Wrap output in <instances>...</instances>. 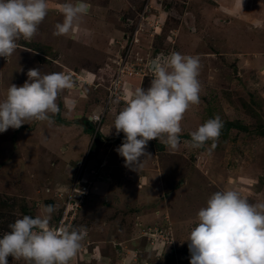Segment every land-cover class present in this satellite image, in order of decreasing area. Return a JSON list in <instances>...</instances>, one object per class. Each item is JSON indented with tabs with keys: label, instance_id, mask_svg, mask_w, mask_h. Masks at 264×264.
Listing matches in <instances>:
<instances>
[{
	"label": "rangeland",
	"instance_id": "rangeland-1",
	"mask_svg": "<svg viewBox=\"0 0 264 264\" xmlns=\"http://www.w3.org/2000/svg\"><path fill=\"white\" fill-rule=\"evenodd\" d=\"M209 1L222 17H212L209 4L202 10L205 0H85L89 10L76 28L55 36L65 0H48L47 15L32 40L17 41L10 57H0V101L11 84H24L32 68L42 75L70 74L73 83L57 98L60 112L54 123L33 120L0 133V236L26 215V184L30 181L33 191L37 183L31 174L49 180L58 172L65 174L63 163L55 168L57 160L70 163L76 173L66 174L63 183L70 186L58 196L39 184L42 195L52 196L47 202L58 208L50 223L60 216L78 176L90 184L75 224L85 227L87 236L72 264H190L186 239L196 226L198 210L214 192L234 189L250 203L264 202V0H249L243 10L234 0ZM137 36L140 43L128 48ZM191 37L199 39L196 46L188 45ZM172 52L199 57L200 102L180 122L178 149H159L161 143L150 140L146 151L151 157L140 172L133 171L115 151L124 133L116 135L112 124L135 88L150 86L152 61L163 64ZM136 53L144 58L141 78L126 75L129 67L123 64L118 92L109 94L122 68L118 62ZM146 77L151 79L144 85ZM66 115L68 120L75 116L74 123L65 122ZM92 115L104 119L93 123L94 130L83 124ZM217 116L223 124L234 125L221 129L211 154L207 151L211 141L200 149L188 147L190 133ZM67 123H73L78 133L65 142L56 134L60 124L64 128ZM95 140H100L99 149H92ZM46 142L57 146L49 154L52 164L39 155L44 154ZM61 145L67 151L61 152ZM98 188L103 195L93 193ZM38 198L42 196L34 199ZM35 210L37 216L41 208ZM7 260L26 264L11 255Z\"/></svg>",
	"mask_w": 264,
	"mask_h": 264
},
{
	"label": "clouds",
	"instance_id": "clouds-1",
	"mask_svg": "<svg viewBox=\"0 0 264 264\" xmlns=\"http://www.w3.org/2000/svg\"><path fill=\"white\" fill-rule=\"evenodd\" d=\"M48 8V0H0V57H10L17 50V41L32 40ZM88 10L85 0H65L60 5L63 21L55 25L53 35H68ZM139 43V39L133 40L131 47ZM138 55L128 59L139 61L137 58L142 57ZM162 55L166 56L164 52ZM143 61L144 58L139 62ZM153 61L150 86L136 87L112 124L116 135L124 133L123 142L115 151L124 158L125 167L138 172L151 157L146 151L150 140L157 139L171 151L178 149L180 122L186 111L200 102L198 56L172 52L163 64L159 59ZM27 77L22 86L11 84L6 98L0 101V133L33 120L54 123L53 118L60 112L57 98L73 83L70 74L42 75L38 68L29 69ZM88 119L95 123L100 116ZM222 128L218 116L208 119L190 133L187 146L200 149L211 141L207 149L211 154ZM55 210V205L45 204L39 215H24L11 223L10 231L0 237V264H8L10 255L26 264H68L80 250L87 229L50 225ZM186 240L190 264H264V202L250 203L234 189L216 191L198 210L196 226Z\"/></svg>",
	"mask_w": 264,
	"mask_h": 264
},
{
	"label": "crops",
	"instance_id": "crops-1",
	"mask_svg": "<svg viewBox=\"0 0 264 264\" xmlns=\"http://www.w3.org/2000/svg\"><path fill=\"white\" fill-rule=\"evenodd\" d=\"M247 1H249V0H234L233 2H235L236 4L238 3V6H239V10H243L244 8H245V6L247 7ZM261 2L263 1V0H260ZM232 2V3H233ZM264 2V1H263ZM205 3H206V5H204L201 9L202 10H206V9H208V7H207V4H209V5H211V3H210V1L209 0H205ZM235 4H232V5H230V8H233V6H234ZM212 6V9L210 8L209 9V12H212L211 14H212V17H217V19H218V17H222V15H221V13H220V11L218 12V10H216V9H214V5H211ZM237 6V7H238ZM206 12V11H205ZM230 12V11H229ZM189 16H192V14L190 13L189 14ZM202 17H203V14H202ZM205 17V16H204ZM230 21H231V19H230ZM212 22V21H211ZM259 23L260 22H257V25H259ZM217 26V25H216ZM254 26H256V25H254ZM199 27V26H198ZM231 27H233V24H232V26ZM230 27V28H231ZM236 27V26H235ZM191 28H195V24L194 25H191ZM227 28H229V27H227ZM189 41H188V45H190V46H196L197 44H198V38L197 37H191L190 39H188ZM186 42V41H185ZM154 67V66H153ZM76 114V113H75ZM84 117H87L86 115L84 116ZM77 118V117H76ZM74 119H75V116H73L70 120H68V116L66 115V116H63V120H65V122H69V121H71V122H73L74 121ZM81 117L79 118H77V123L78 122H81ZM74 123V122H73ZM73 123H67L66 124V126L64 127V128H62V126H61V124H60V127L58 128L59 129V134H56L57 136H59L61 139H63L65 142L66 141H68L69 140V138H68V136H70L71 138L74 136V135H76L77 133H78V131L76 132V133H74V131H75V125L73 124ZM53 134V133H52ZM52 134H49V139H51V140H53V137H52ZM55 135V136H56ZM43 136V135H42ZM46 136V135H45ZM47 145L49 146V147H47ZM45 148V150H44V154L43 155H41V154H39L40 156H41V158H43V160H45L46 161V163L47 164H52L53 163V160H51V158H50V155L49 154H53V150H56L57 149V146H56V143H49V142H46V146L44 147ZM60 150H61V152L63 151V150H66L67 151V147L66 146H64V145H61V147H60ZM66 155V154H65ZM68 157H70L69 155H68ZM68 157H66V158H68ZM64 158V157H63ZM57 163H63L62 165L64 166V168H66V172H65V174H63V173H57V176L55 175V179H53L52 177L50 178V180L45 176V175H39V174H37V173H35V174H31L30 175V179H37V183H35V185L33 186V191H31L30 189H31V182L30 181H28V183L26 184V185H29V188H27L26 187V199L29 201V202H27L28 204V206H27V211H30V209H34V213H35V215H36V213H37V210H35V208H41V206L42 205H44L48 200H51L52 198V196L51 197H47L46 196V194H44V195H42V189H44V188H42L43 186H45L46 187V191L48 192V193H50V194H52V192L53 193H57L58 195L60 194L59 192L61 191V192H63L64 190H66L70 185L68 184V186H67V184L66 183H63V181L64 180H66V174L68 173V174H70V173H76L75 172V170L72 168V165H70V163H68L67 161H64V160H61L60 162L57 160V162H56V164H55V168L57 167ZM78 163H79V161H78ZM119 166V165H118ZM68 168V169H67ZM30 173V172H29ZM32 173H33V171H32ZM116 173V172H115ZM41 183V186L39 185ZM111 184V183H110ZM37 185H39V186H37ZM66 185V186H65ZM111 186V185H110ZM110 186H108V188H106L107 189V191H106V193L109 191V187ZM42 188V189H41ZM99 188L97 189V190H94V194H100L101 193V195H103L104 194V192H103V194H102V192H100L101 190H99ZM116 191L118 190L119 191V188H116L115 189ZM67 191V190H66ZM56 194V195H57ZM57 195V196H58ZM37 196H42V198H38V199H34V198H37ZM54 196V195H53ZM47 204H53L54 205V202H47ZM56 210L54 211V212H56L57 211V209L58 208H55ZM39 214H40V212H39ZM39 214H37V215H39ZM75 224H76V222H75ZM75 226V225H74ZM96 250H97V248H96ZM77 261V260H76ZM104 263V262H103ZM76 264H78V262L76 263ZM79 264H82V263H79ZM106 264V263H105Z\"/></svg>",
	"mask_w": 264,
	"mask_h": 264
},
{
	"label": "built area",
	"instance_id": "built-area-1",
	"mask_svg": "<svg viewBox=\"0 0 264 264\" xmlns=\"http://www.w3.org/2000/svg\"><path fill=\"white\" fill-rule=\"evenodd\" d=\"M134 41H138L137 38L134 39ZM132 45V43L129 44L130 48ZM129 54L125 56V60L121 59L118 63H120V67L119 68V73L116 75L118 76L116 79H114L112 81V84L109 88V94L114 95L116 94L123 81V79L121 80L122 76L125 73V67L123 64H127V66L129 67V69L126 71L129 76H136V75H140L142 74L143 68H142V58H137V60L139 61H132V60H128L129 58ZM121 77V78H120ZM101 117L98 121V123H101ZM80 176H78L79 178ZM77 178V179H78ZM75 180L73 187H71V192L69 194L68 200L66 201V203L63 206L62 212L60 214V216L56 219L53 220V222L50 223V225L52 226H59L60 224H64V225H72L74 227L75 222L77 221V217H78V210L80 207V204L82 203V201L84 200V198L90 193L89 192V181L86 182L84 179H78ZM61 193V192H60ZM72 259L68 262V264H72L71 263Z\"/></svg>",
	"mask_w": 264,
	"mask_h": 264
},
{
	"label": "trees",
	"instance_id": "trees-1",
	"mask_svg": "<svg viewBox=\"0 0 264 264\" xmlns=\"http://www.w3.org/2000/svg\"><path fill=\"white\" fill-rule=\"evenodd\" d=\"M149 79H151V77H146L145 79H144V82H143V84L145 85V84H147L148 82H149ZM85 122H87V120H84ZM84 124V126L85 127H87V124L86 123H83ZM233 123L232 122H228V123H226V124H223V129L225 128V129H228L229 127H231V125H232ZM90 125H94L93 123H90ZM234 125V124H233ZM235 125L237 126L238 124L237 123H235ZM89 126V125H88ZM240 128H242V129H244V130H246L247 128H245V127H242V125H240ZM88 129H89V127H88ZM90 130V129H89ZM91 130H94V126H93V128L91 129ZM98 131H100V130H98ZM224 131V130H223ZM262 131V130H261ZM222 133V132H221ZM264 133V132H263ZM223 134H226V131H224L223 132ZM103 136V135H102ZM101 140V139H100ZM100 140H95V142L94 143H92V149H94V148H97V149H99V141ZM164 147V145H159V149H162ZM90 155H91V153H90ZM89 155V156H90ZM89 159V158H88ZM87 161V160H86ZM85 161V162H86ZM5 204H6V202H4V204H3V206L2 207H4L5 206ZM24 208H26V207H24ZM1 209V208H0ZM26 215H29V216H32V217H35L36 215H35V213H34V209L32 208V210L30 209V211H26ZM0 237H2V236H0ZM79 264V263H78ZM84 264H86V263H84Z\"/></svg>",
	"mask_w": 264,
	"mask_h": 264
},
{
	"label": "water",
	"instance_id": "water-1",
	"mask_svg": "<svg viewBox=\"0 0 264 264\" xmlns=\"http://www.w3.org/2000/svg\"><path fill=\"white\" fill-rule=\"evenodd\" d=\"M154 64H155V62L153 61V65H154ZM86 123H87V125H89V127L91 126V125H90V121H89V120H87V122H86ZM91 128H92V126H91Z\"/></svg>",
	"mask_w": 264,
	"mask_h": 264
},
{
	"label": "flooded vegetation",
	"instance_id": "flooded-vegetation-1",
	"mask_svg": "<svg viewBox=\"0 0 264 264\" xmlns=\"http://www.w3.org/2000/svg\"><path fill=\"white\" fill-rule=\"evenodd\" d=\"M84 122V121H83ZM86 123V122H85ZM87 124V123H86Z\"/></svg>",
	"mask_w": 264,
	"mask_h": 264
}]
</instances>
